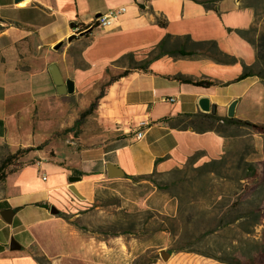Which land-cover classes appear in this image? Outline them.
I'll return each instance as SVG.
<instances>
[{
  "label": "crops",
  "instance_id": "1",
  "mask_svg": "<svg viewBox=\"0 0 264 264\" xmlns=\"http://www.w3.org/2000/svg\"><path fill=\"white\" fill-rule=\"evenodd\" d=\"M118 8L124 12L114 27H91L100 15ZM233 16L244 20L238 24L236 18L231 20ZM253 21V8L242 0H221L216 11L192 0H0V160L18 149L39 147L0 184V264L132 262L139 249L134 240L96 239L53 209L79 218V208L92 202L97 183L124 178H109L108 167L135 177L168 173L196 152L198 162L214 160L204 159V147H191L203 139L218 145L222 155V137L173 129L166 120L200 112L201 98L208 100L215 115L218 109L226 113L236 101V115L239 95L232 94L227 83L242 73L239 64L234 69L221 65L187 44L214 41L221 52L241 56L242 67L250 66L255 61L253 47L237 31L248 30ZM73 34L75 38L67 42ZM166 35L171 39L165 42V50L182 48L192 54L161 56L150 63L148 72L120 78L79 124L77 115L65 116L67 98L83 92L86 98L96 99L98 84L108 78V71L115 74L129 64L127 58L120 64L115 61L128 54L133 62L144 60ZM59 42L63 48L53 50ZM171 42L178 45L172 48ZM51 64H56L63 81H72V93H57L48 71ZM232 70L236 73L232 80L221 78V72ZM176 76L216 85L183 84ZM258 80L247 77L237 82L253 85ZM167 103L176 104L174 110H162L160 105ZM138 131L141 139H136ZM37 166V176H28ZM71 177L76 179L70 181ZM70 185L82 199L67 190ZM6 210L8 221L1 216ZM14 229L17 235L25 234L23 242L13 239Z\"/></svg>",
  "mask_w": 264,
  "mask_h": 264
},
{
  "label": "rangeland",
  "instance_id": "2",
  "mask_svg": "<svg viewBox=\"0 0 264 264\" xmlns=\"http://www.w3.org/2000/svg\"><path fill=\"white\" fill-rule=\"evenodd\" d=\"M242 2L253 8L254 32L248 38L255 40L264 33V0ZM240 13L243 14V10ZM235 18L238 24L244 20L237 16L231 20ZM169 45L174 48L178 43ZM187 47L201 49L189 44ZM229 56L235 62L221 65L233 68L237 63L241 72L243 58ZM234 72L223 71L220 76L232 80ZM107 76L98 84V94L104 91L109 74ZM261 81L253 85L250 81L227 84L232 94L239 95L234 118L264 127V82ZM81 93L67 98L65 116L79 117L89 101L95 103V98H86ZM175 106L160 105L162 110H174ZM226 113L217 110L220 117H225ZM228 135L222 155L212 140L194 141L191 145L205 148L204 159H221L215 165L202 168L211 160L195 161L168 173H156L149 179L117 178L99 182L95 185L92 202L79 208L81 216L73 219L67 216L66 222L91 232L99 240H134L139 249L135 250V258L129 264L136 261L143 264H264V133L238 125L230 128ZM50 155L47 160L51 159ZM25 163L20 162L14 171ZM35 169L28 172V176H37L40 168ZM16 232L14 229L13 239L23 242L25 234Z\"/></svg>",
  "mask_w": 264,
  "mask_h": 264
},
{
  "label": "trees",
  "instance_id": "3",
  "mask_svg": "<svg viewBox=\"0 0 264 264\" xmlns=\"http://www.w3.org/2000/svg\"><path fill=\"white\" fill-rule=\"evenodd\" d=\"M193 2L202 5L206 9H212L216 11V3L221 0H192ZM140 9H143L141 5H139ZM157 24L159 26H164V23H162L160 20H157ZM254 24L249 27L246 31H237V33L244 37L250 45L253 47L254 50V57L255 61L254 64L250 66H244L242 73L237 76V78L234 80V82L243 80L247 77H257L264 81V33L259 34L255 40L248 38V35L254 32ZM171 37L169 35H166L162 41L157 45L155 49L150 51L147 55V57L144 60L133 62V55L128 54L124 58L119 59L115 61L114 64H120L123 59H129V64L124 70L117 71L115 74L111 71H108L109 79L107 83L105 84L104 91H101L98 96L95 99V103L91 104L86 110L80 113L79 119L76 121V124H79L86 116L90 115L93 110L95 109L96 103L100 98H102L107 90V88L112 85L114 82L118 81L120 78L128 76L130 73L135 71H142V72H148V68L150 63L160 58L161 56L165 55H174L178 54L180 56H187L191 55V52H185L182 48H179L177 50H170L167 51L164 49V44L167 42ZM189 40L188 38H186ZM178 40V39H177ZM196 46L201 48L200 51H197L198 54L205 55L206 57L211 58L217 63L220 64H230L235 62V59L223 52H221L216 43L214 41H204L200 43H196ZM212 49V52H209ZM176 80H178L180 83L183 84H191L193 86L202 87V88H209L212 86H215L216 83L208 81V80H193L188 77L183 76H176ZM166 122L169 124L170 128L185 131L190 130L195 133H205V132H213L217 134L218 136L226 139L230 137L228 135V131L230 128L237 127L238 125H246L254 128L257 130L258 133H264V127L255 126L251 123H248L246 121L238 120L236 118H227V117H220L218 115H215L213 113H202L197 112L194 114H187L182 113L176 115V117L172 119L166 120ZM38 148H24V149H18L14 153L6 155L3 159L0 160V184L4 182V180L7 178L8 175L14 173L15 169L20 166V160L24 158L26 155L31 153L34 150H38ZM199 152L194 153L192 156L189 157L187 162L184 164L185 167L188 166V164H194L195 161H197L199 157ZM219 160H211L207 163H204L202 165V168L210 167L212 165H215L216 163L220 162ZM177 171H180L177 169ZM170 172V171H169ZM156 172H152L148 175H140V176H127L124 175V178L129 180H136L138 178H151ZM39 207L48 208L47 205L37 203L36 204ZM54 213L57 214L58 217L64 219L67 221V216L64 213H59L57 210H53ZM133 264H143V263H137L134 262ZM148 264V263H147Z\"/></svg>",
  "mask_w": 264,
  "mask_h": 264
},
{
  "label": "water",
  "instance_id": "4",
  "mask_svg": "<svg viewBox=\"0 0 264 264\" xmlns=\"http://www.w3.org/2000/svg\"><path fill=\"white\" fill-rule=\"evenodd\" d=\"M74 38H75V34H73L70 37H68L67 38V42H70ZM61 45H62V42H59L58 44H56L53 47V49L57 50ZM48 71H49V74H50V76L52 78V81H53L54 85L56 86V91H57L58 94L64 95V94H70V93L73 92L72 81H70V80L63 81L62 80V76L60 75L56 64L49 65ZM235 104H236V102L233 101L228 106L227 113H226V117L227 118H233L234 117ZM198 109L202 113H211V112L215 111L214 108H212L209 105L208 100L205 99V98L199 99V101H198ZM107 175H108L109 178H117V177H119V175L120 176H124L123 174H120L117 170H115V168H112V167H108L107 168ZM75 179H76V177H71L70 181H74ZM69 187H70L69 188L70 191L75 190L71 185ZM80 198H82V197L80 196ZM1 216H2L3 219L8 221L9 220L8 210L3 211ZM163 258H165V256H163Z\"/></svg>",
  "mask_w": 264,
  "mask_h": 264
},
{
  "label": "built area",
  "instance_id": "5",
  "mask_svg": "<svg viewBox=\"0 0 264 264\" xmlns=\"http://www.w3.org/2000/svg\"><path fill=\"white\" fill-rule=\"evenodd\" d=\"M124 12V8L112 9L109 10L107 13L100 15L94 22V25L91 27L94 28L95 26L101 28H112L115 25L116 20L118 17ZM169 101H172L171 99ZM143 136L141 131L136 133V139H141ZM44 180L45 177H42Z\"/></svg>",
  "mask_w": 264,
  "mask_h": 264
},
{
  "label": "bare ground",
  "instance_id": "6",
  "mask_svg": "<svg viewBox=\"0 0 264 264\" xmlns=\"http://www.w3.org/2000/svg\"><path fill=\"white\" fill-rule=\"evenodd\" d=\"M70 87V86H69ZM66 188H67V190H70L69 188V186H66ZM71 193L75 196V197H77V198H79V199H82V198H80V196L82 197V195H81V193L78 191V190H75V191H71Z\"/></svg>",
  "mask_w": 264,
  "mask_h": 264
}]
</instances>
